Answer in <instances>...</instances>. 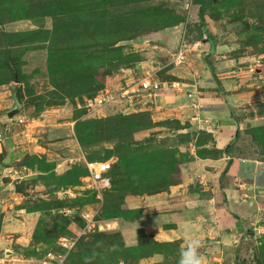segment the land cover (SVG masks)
Returning <instances> with one entry per match:
<instances>
[{"label":"rangeland","instance_id":"obj_1","mask_svg":"<svg viewBox=\"0 0 264 264\" xmlns=\"http://www.w3.org/2000/svg\"><path fill=\"white\" fill-rule=\"evenodd\" d=\"M107 1L111 14L106 21L113 31L105 30L108 34L78 42V38L69 37L77 25L74 30L67 25L69 20L62 21L63 11L58 3L0 0V10L3 9L0 11V60L5 57L2 49L10 46L11 56L16 59L14 68H18L15 76L20 80L8 81L13 67L0 64V134L3 138L0 264H76L78 260L74 255L82 252L81 247L85 249L90 244L94 253L102 249L100 241L104 238L98 233H119L126 247L138 246L141 235L158 242L180 241L181 248L186 240L195 239L200 241V256H208V260L201 259L202 264H233L238 256L237 264H255L253 256L264 240V226L260 223L264 221L261 220L264 210L258 214L260 218L250 219L257 227L255 234L251 235L253 228L249 224L242 238L220 242L223 236L218 228V202L198 205L200 203L195 201L198 199L190 195L195 188L209 190L210 196L219 193L215 185L223 169L195 167L193 172L192 167L197 158L205 157L199 152L207 147L211 149L212 142L206 143L208 138L201 130L184 127L188 121L163 118L148 107L144 109V103L163 93L166 83L173 80L182 83L183 79L197 77L196 73L207 66L201 56L204 42L208 40L206 30L214 37L220 60L226 61L225 77L237 79L238 84L243 85L256 83L250 90L264 89V0H219L206 13L205 29L199 26V6L194 5L193 0ZM7 8V13L2 15ZM112 9L118 13L112 16ZM182 20L184 22L180 23ZM182 38L188 45L186 59L183 64L173 65L171 58ZM197 42L200 44L196 46ZM68 44L79 49L90 46L88 57L84 51L74 57L83 70L101 68L103 73L111 69L112 73L104 79L103 90L83 93V84L78 83L77 91L76 83L69 81L64 73L68 61L57 64L55 58H51L52 55L59 58L72 55L64 51ZM106 45L107 51L103 48ZM170 52L166 59L165 53ZM134 57H139L140 61L133 62ZM129 59L132 63H123ZM148 74L155 75L159 90L140 88V82ZM81 81L87 83L86 79ZM180 83L171 85L181 88ZM17 86L21 89V99L16 96ZM132 86H139V91L132 93L134 105L128 99L132 91L124 90ZM107 90L116 93L118 98L93 109L91 101L94 103V99ZM17 101L22 106L21 114L8 118L7 112ZM239 105L232 111L235 135L227 147L229 155L233 161L257 159L264 162V143L259 139L264 130V102L242 100ZM140 107L144 110H136ZM141 112L150 114L152 127L128 139L102 141L86 149L77 140L76 129L82 122ZM188 133L190 136L183 137ZM118 152L129 158L130 175L112 178L109 189H89L87 176H82L74 186L64 178V187L56 190L57 177L66 175L74 165L85 167L89 157L107 156L113 167L118 164ZM232 168L220 183L231 185L239 193L244 190L239 184L252 179L244 176L239 179V167ZM259 182L264 185V179ZM182 184L184 187H180ZM174 187L180 189L173 196ZM106 193L121 198L118 203L122 202L123 212L117 218L105 219L104 212H108L110 206V201L106 204L104 199ZM243 193L239 201L253 206L251 195L247 198ZM53 201L63 207L51 209L48 204ZM231 242L239 248L237 253ZM99 255L98 260L92 258L94 262L89 264H158L163 261L161 255L146 259L129 256L127 260Z\"/></svg>","mask_w":264,"mask_h":264},{"label":"trees","instance_id":"obj_2","mask_svg":"<svg viewBox=\"0 0 264 264\" xmlns=\"http://www.w3.org/2000/svg\"><path fill=\"white\" fill-rule=\"evenodd\" d=\"M51 1L56 2L59 4V6H61L59 8H61V11H63V13L61 14L62 21L65 20L66 22V20H69V24H67L69 28L72 27L75 30L74 27L75 25H77L76 30L72 31L69 37L73 36V37L78 38V42H83V39H86V37H91L92 39H94L96 35L102 36L103 34H108V31L105 32V30H110V31L112 30V27L109 26L107 24L108 21H106L108 20V17L111 14L107 0H51ZM218 1L219 0H193L192 1L194 5L199 6V21H200L199 26L201 28L203 29L206 28L207 26L206 20H205L206 13ZM102 4L103 5L105 4V6L103 7ZM3 5L4 3H2V6ZM2 10L3 9H1L0 11ZM7 10L9 9L7 8L6 10H4L2 12V15H5L7 13ZM115 12H117V10L114 11V9H112V16ZM183 22L184 20L180 21V23H183ZM57 29L58 28H56V30ZM99 29L101 32H99ZM116 33L117 32H115V35ZM121 34L122 33H120L119 35ZM205 34L208 36L209 41H212L214 45L215 40H214L213 35L207 30ZM3 35L5 36L6 34H3ZM12 36L19 37L16 34H13ZM114 44L116 43L113 42L112 45L114 46ZM103 48L105 51L109 49L107 45L103 46ZM64 51L65 53H68L70 51L72 55H70L67 58H59L58 56L52 55L51 58H55V61L57 64H61V62H64V61H68V64L64 68V73L68 76L67 78L69 79V81L76 83L75 85H76L77 91L79 87L77 85L78 83L83 84V87H84L83 93H88V92L96 93L97 91L104 89L105 87L104 79L108 74L112 73L111 69H106L103 73L100 71L101 68L96 69L93 67V68H84L83 70V68H81L80 66V63L78 62V59L75 60L74 58V57H77V54L80 53L81 51H84V53H86V56L88 57L90 55V46L84 49H79V48L71 47L68 44ZM2 53L5 54V57L1 58L0 60L1 67L2 66L9 67V68L13 67L12 69L13 72L7 76L8 77L7 80L12 81V82L20 81L15 76L16 73L18 72V68H16L17 71L14 68V66L16 67V63H15L16 59L12 58L11 56L13 53V49H11L10 46L9 48L6 46L5 49H2ZM166 59H169V56ZM204 59L207 65L209 66L210 71L213 74L214 78L217 79L215 64L209 60V56H205ZM139 61H140L139 57H134L133 62H139ZM130 62L132 63V59H129L128 62H123V63H130ZM67 66H69L68 70H67ZM82 79H86L87 83H83L81 81ZM217 83L219 84V89L221 90L222 89L221 82L217 81ZM15 92H16V96L21 99L22 95H21L20 87L17 86ZM76 94L78 95V93ZM151 127H152V120L148 112H141V113L131 114V115H117L115 117L108 118V119H99V120L82 122L79 125V127L76 129L77 131L76 137H77L79 144L83 148L86 149L90 147L91 145L96 144V143L98 144L102 141H113V140L121 141L124 138L128 139L131 135L139 131L150 129ZM184 127L189 129L191 128V125L186 123ZM200 133L204 134L208 138V141H206V143H208L209 141L212 142L211 149L207 147V149H203L202 151L199 152L200 155H202V153L205 154V157L202 156V158L222 156L225 153V151L216 149L214 145V139L211 134L204 132V131ZM195 134L196 133L193 132V136ZM188 136H190L189 133L185 134L183 137H188ZM259 139L261 142L264 143V130H263V133L260 134ZM226 152L228 154L231 153L229 149ZM118 157H119L118 164L113 166L110 171L111 178H116L119 176H121L122 178L126 175H130L129 165L131 164V162L129 158H127L124 155V153H120V152H118ZM95 160L106 161L107 156L102 159H94L91 157H89L88 159V161H95ZM232 164H233V160L231 159L230 161H228V164L222 173V177L225 176L229 172ZM43 165L45 167H48L46 163H43ZM50 168L51 170L53 169L52 166H50ZM87 175H88V171L86 167H83L82 165H74L72 167V170L67 172L66 175L57 177L58 183H56V190H60L62 187H64V184L62 181L64 178H67L69 183L72 186H74V185H78L79 183L78 177L87 176ZM166 188H168V186ZM159 189H162V188H159ZM104 199L106 200V204H108V201H110L108 212H104L105 217H106L105 219H112V218L119 217V213L123 212L121 210L122 202L118 203V201H120L121 199L120 196L119 195L113 196L112 193H106ZM224 200H225V194H224ZM48 206H50L51 209L52 207L54 208L56 206L58 208L63 207V205H59L55 201L50 202ZM231 214L235 218H237L240 222L243 221V219L239 217L236 213H231ZM98 235L100 238H104V240L100 241L102 245V249L99 250L98 253H94L92 252V248L90 244L86 245L85 249H82L81 247L82 252L78 253V255H74L76 257V260H78L76 264H89L92 261L94 262L93 259L95 257L97 258V260L101 257L99 254H105L107 257H112L118 260H121V259L127 260L129 256H137V257L139 256V259H146V258H151L154 255H161L163 256V261L158 264H178V261L180 259V251H181L180 241L158 242V241H155L153 237H147L145 235H141L142 238L140 237V240H139L140 243L138 246L126 247L124 245L122 236L119 233L111 234V235L98 233ZM143 236L146 238H143ZM100 242L96 243V245L99 244ZM237 248L238 247H236V250H233L234 253L238 252L239 248L238 249ZM238 257L234 258L235 260L233 261V264L239 263ZM226 258L228 260V256H226ZM253 258L255 259L254 261L255 264H264V240H262L261 246H258L256 248V252Z\"/></svg>","mask_w":264,"mask_h":264},{"label":"crops","instance_id":"obj_3","mask_svg":"<svg viewBox=\"0 0 264 264\" xmlns=\"http://www.w3.org/2000/svg\"><path fill=\"white\" fill-rule=\"evenodd\" d=\"M162 37H165L167 39L169 38L168 35H163ZM199 44L200 42H197L196 46ZM203 47L204 48L202 49V51L204 54L201 56L203 60H205V56H209V58L212 59L213 63L216 66L217 79L214 78L213 74L210 71V68H207L209 66L206 63L207 66L203 68L198 74L196 73V76L198 78H186L185 80L183 79L182 83L177 82V80H173L171 83H166L165 87L162 89L163 93L158 94L157 98L151 97L149 101H146L144 103V109L148 107L150 111H153L156 114L159 113V116L163 118H175L178 120H182L183 122L184 120H186V122L188 121V123L193 128L211 134L216 143V149L225 151V153L222 156L217 157L197 158L196 161L192 163L193 172L195 171V167L202 168L207 166L214 168L215 171H220V169H223L224 171V165L227 166L228 161L232 159L231 156L226 152L228 150V145L231 143L235 135V123L232 111L236 107L240 106L239 102L242 100H244L245 103H252L258 101V99H261V101L264 102V93H260L262 91L264 92V89L258 87L257 89L250 90V88L254 87L256 83L244 84L246 86L244 88H241L244 85L238 84L237 79L225 77V74L227 72L223 71V68L226 64V61L220 60L218 55V48L215 42L213 45V42L209 41L208 39L206 42H204ZM171 54V52L165 53V55L169 57ZM217 81L221 82V90L219 89V84L217 83ZM172 83H180L182 84V87L173 88L171 85ZM118 89L121 90L123 88ZM136 89L137 91H139V86H132V88L124 89L127 90L126 93L132 91L131 95L128 98L132 105L135 104V95L132 93L133 91H136ZM141 108L142 107L136 108V110ZM144 109L142 108V110ZM253 160H234L231 166V168L236 166L239 167V179L240 177H242L243 179V176L252 179V181L243 180V183L239 184V186H242L244 189L240 191L244 192L243 194L246 195L247 198L251 195V202H253V206L251 207L250 205H245L244 202L239 201L241 192L237 193L238 191L232 189L231 185H227L226 183L222 182L220 183V180L224 178V176L222 177L223 171L220 174V177L218 179L219 181L216 182L215 185L219 193L215 194L214 196H210L209 190L202 188H195L190 191V195H193L198 199L195 200L197 203H200L198 205H203L206 202L211 201L218 202V206L216 207V213H218L217 217L219 221L218 228L222 230L221 236H226L224 238L222 237L220 242H222L223 240V243H225V241L229 239H235L236 241L237 238H242L245 231H248L247 226L249 224L252 225L253 228V230L250 231L251 235L256 233L255 231L257 227H254V225L250 223V219L256 220V218H260L258 214H260V212H263L264 210V200H261L264 199V185H260L261 183L259 182L260 179H264V162L257 159L255 161ZM231 168L229 171H231ZM257 181L259 184L257 183ZM180 187H184V185L182 184L180 185ZM256 187L258 189H256ZM260 188L263 189L261 191H258ZM179 189H177V187H174L172 189V195L174 196L175 191ZM184 190L185 189L183 188L182 192H185ZM188 192L186 191V193ZM258 193H260L261 195ZM183 200L185 201L186 199L183 198ZM220 200L222 201L221 204ZM244 201L249 204V201L247 199H245ZM229 212L236 213L243 219V221L240 222ZM261 220L264 219L262 218ZM260 223L263 227L264 221ZM164 241L170 240L164 239ZM230 245H234V243ZM204 258H207L208 260V256L201 257V259Z\"/></svg>","mask_w":264,"mask_h":264},{"label":"built area","instance_id":"obj_4","mask_svg":"<svg viewBox=\"0 0 264 264\" xmlns=\"http://www.w3.org/2000/svg\"><path fill=\"white\" fill-rule=\"evenodd\" d=\"M187 49H188V45L185 43V40L182 39L179 48L172 55L171 64L173 65L183 64L186 59ZM140 88L144 91H151V90L157 91L160 89V84L156 81L155 75L148 74L140 82ZM117 98L118 95L116 93L113 94L111 91L107 90L105 94L96 97L94 99V103H92L91 101V107L92 108L101 107ZM2 142H3V138L2 135L0 134V149L2 148ZM85 167L88 171V175L86 178L89 181V186H88L89 189L91 188V189L105 190L111 187L112 178L110 176V171L112 169V164L110 163V161L85 160Z\"/></svg>","mask_w":264,"mask_h":264},{"label":"clouds","instance_id":"obj_5","mask_svg":"<svg viewBox=\"0 0 264 264\" xmlns=\"http://www.w3.org/2000/svg\"><path fill=\"white\" fill-rule=\"evenodd\" d=\"M199 248V240H186L185 246L181 248L178 264H202Z\"/></svg>","mask_w":264,"mask_h":264},{"label":"water","instance_id":"obj_6","mask_svg":"<svg viewBox=\"0 0 264 264\" xmlns=\"http://www.w3.org/2000/svg\"><path fill=\"white\" fill-rule=\"evenodd\" d=\"M21 112H22V106L17 101L14 108H12L11 110L7 112V116L8 118H14L15 116L21 114Z\"/></svg>","mask_w":264,"mask_h":264}]
</instances>
